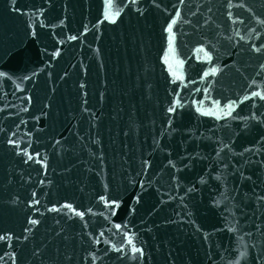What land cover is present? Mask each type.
I'll use <instances>...</instances> for the list:
<instances>
[{"label":"water","instance_id":"1","mask_svg":"<svg viewBox=\"0 0 264 264\" xmlns=\"http://www.w3.org/2000/svg\"><path fill=\"white\" fill-rule=\"evenodd\" d=\"M0 237V264H264V0H0Z\"/></svg>","mask_w":264,"mask_h":264},{"label":"snow or ice","instance_id":"2","mask_svg":"<svg viewBox=\"0 0 264 264\" xmlns=\"http://www.w3.org/2000/svg\"><path fill=\"white\" fill-rule=\"evenodd\" d=\"M173 23H175V22H173ZM170 30H171V28H170ZM254 95H259V93H254ZM81 215H82V214H81ZM32 223H33V224H36V223H38V221L33 220ZM0 239H3V237H0Z\"/></svg>","mask_w":264,"mask_h":264}]
</instances>
